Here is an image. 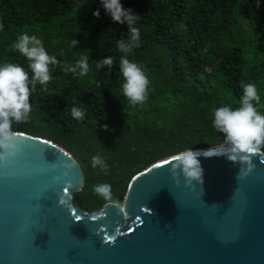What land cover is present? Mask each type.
Segmentation results:
<instances>
[{
	"label": "trees",
	"instance_id": "obj_1",
	"mask_svg": "<svg viewBox=\"0 0 264 264\" xmlns=\"http://www.w3.org/2000/svg\"><path fill=\"white\" fill-rule=\"evenodd\" d=\"M120 2L138 16L140 46L128 58L143 66L149 81L147 99L135 106L121 94L123 54L115 47L128 28L109 18L100 0H0V63L20 64L30 77L26 58L13 47L20 33L36 35L58 61L49 65L50 81L30 93L28 120L14 122L12 130L53 140L74 155L84 187L73 203L90 213L106 204L94 185L109 183L122 205L133 178L153 162L221 144L213 109L237 107L242 83L256 85L264 113V0ZM80 55H88L87 74L62 71ZM106 56L112 65L96 69ZM74 103L86 109L84 119L72 118ZM96 153L107 174L91 167Z\"/></svg>",
	"mask_w": 264,
	"mask_h": 264
},
{
	"label": "water",
	"instance_id": "obj_2",
	"mask_svg": "<svg viewBox=\"0 0 264 264\" xmlns=\"http://www.w3.org/2000/svg\"><path fill=\"white\" fill-rule=\"evenodd\" d=\"M12 131L19 150L0 167V264H264V151L230 161L224 139L192 149L202 176L191 182L168 155L133 178L121 208L90 213L73 203L84 187L74 155Z\"/></svg>",
	"mask_w": 264,
	"mask_h": 264
},
{
	"label": "clouds",
	"instance_id": "obj_3",
	"mask_svg": "<svg viewBox=\"0 0 264 264\" xmlns=\"http://www.w3.org/2000/svg\"><path fill=\"white\" fill-rule=\"evenodd\" d=\"M100 5L109 18L128 28L126 38H118L115 47L122 53L118 70L123 80L120 85L121 94L130 106L142 104L147 99L148 78L142 65L128 58L133 49L140 46L139 30L134 26L138 16L131 8L122 6L120 0H100ZM99 15V11L93 13ZM75 46L77 41H72ZM16 49L27 60L26 71L23 66L12 62L0 63V167L6 166L18 152L19 140L12 131L14 122L26 121L32 110L29 103L30 93L37 84L45 86L52 78L49 65L56 66L57 58L48 54L36 35L20 33L15 43ZM88 55H80L74 63H65L62 71L74 76H84L89 72ZM112 56L96 61L95 68L111 66ZM242 94L237 107L221 105L213 109L212 127L216 133L223 134L227 148V158L230 161H249L250 158L264 151V113L258 111L260 96L254 83H242ZM86 109L75 103L70 108L72 118L84 119ZM106 127V126H104ZM199 153L191 148H185L171 157V168H180L188 182L201 180L202 169L197 159ZM78 161L73 160V164ZM91 167L98 168L107 174L108 165L100 153L91 156ZM175 175V174H174ZM92 191L101 197L106 204L117 208L122 205L116 200L109 183H98Z\"/></svg>",
	"mask_w": 264,
	"mask_h": 264
},
{
	"label": "snow or ice",
	"instance_id": "obj_4",
	"mask_svg": "<svg viewBox=\"0 0 264 264\" xmlns=\"http://www.w3.org/2000/svg\"><path fill=\"white\" fill-rule=\"evenodd\" d=\"M77 220H79V217H77Z\"/></svg>",
	"mask_w": 264,
	"mask_h": 264
}]
</instances>
